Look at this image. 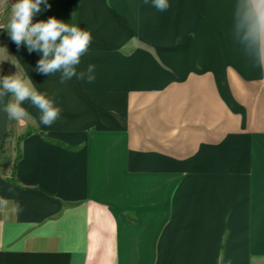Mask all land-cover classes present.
Masks as SVG:
<instances>
[{
  "label": "crops",
  "instance_id": "0c3cea01",
  "mask_svg": "<svg viewBox=\"0 0 264 264\" xmlns=\"http://www.w3.org/2000/svg\"><path fill=\"white\" fill-rule=\"evenodd\" d=\"M168 3L42 5L33 22L91 33L77 69L95 65L91 83L40 73L42 53L0 29V76L18 62L61 109L51 127L28 101L23 125L8 120L0 264H264V94L250 106L236 0Z\"/></svg>",
  "mask_w": 264,
  "mask_h": 264
},
{
  "label": "clouds",
  "instance_id": "9594fccd",
  "mask_svg": "<svg viewBox=\"0 0 264 264\" xmlns=\"http://www.w3.org/2000/svg\"><path fill=\"white\" fill-rule=\"evenodd\" d=\"M42 5H47V0H16L11 6L9 0H0V12L11 9L7 25L0 24V29L9 33L17 47L24 45L29 52L42 53L36 66L40 73L47 76L60 73L61 84L73 77L91 83L95 79V65L89 64L86 70L77 71L91 44V33L54 16L33 22L43 10ZM152 5L158 11H166L169 7L168 0H152ZM232 30L234 40L264 71V0H236ZM11 62L17 72L0 76V101L6 95L11 96L7 103H3L7 119L23 125L30 116L23 106L28 101L38 110L40 123L51 127L60 118L61 109L46 93L36 89L29 76L21 75L18 62ZM4 203L0 200V205Z\"/></svg>",
  "mask_w": 264,
  "mask_h": 264
},
{
  "label": "rangeland",
  "instance_id": "374dc122",
  "mask_svg": "<svg viewBox=\"0 0 264 264\" xmlns=\"http://www.w3.org/2000/svg\"><path fill=\"white\" fill-rule=\"evenodd\" d=\"M131 47H133V46H128V48H131ZM252 67H253V75L255 76V78H253L252 81L255 82L254 86H255L256 92H255V95L253 97V98H255V100L252 101V103L250 105L251 107L256 106L257 102L260 101V98L264 94V71H261V69L256 65L254 60L252 63Z\"/></svg>",
  "mask_w": 264,
  "mask_h": 264
},
{
  "label": "water",
  "instance_id": "95a60500",
  "mask_svg": "<svg viewBox=\"0 0 264 264\" xmlns=\"http://www.w3.org/2000/svg\"><path fill=\"white\" fill-rule=\"evenodd\" d=\"M7 101V95L3 97V101H0V144L4 138L8 125L7 116L3 112V103H7Z\"/></svg>",
  "mask_w": 264,
  "mask_h": 264
},
{
  "label": "trees",
  "instance_id": "16d2710c",
  "mask_svg": "<svg viewBox=\"0 0 264 264\" xmlns=\"http://www.w3.org/2000/svg\"><path fill=\"white\" fill-rule=\"evenodd\" d=\"M5 136V135H4ZM2 148V143L0 144V149Z\"/></svg>",
  "mask_w": 264,
  "mask_h": 264
}]
</instances>
